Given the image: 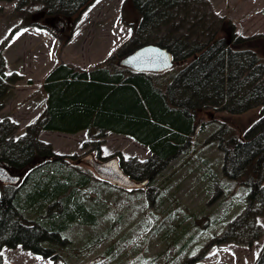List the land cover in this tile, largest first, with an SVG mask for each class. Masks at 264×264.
<instances>
[{
    "label": "trees",
    "instance_id": "trees-1",
    "mask_svg": "<svg viewBox=\"0 0 264 264\" xmlns=\"http://www.w3.org/2000/svg\"><path fill=\"white\" fill-rule=\"evenodd\" d=\"M41 1L52 25L53 17L61 15L74 23L91 0ZM131 2L140 19L123 54H111L89 69L57 62L42 84L45 107L22 137L11 136L13 120L0 118V164L24 172L18 185L0 182V264L3 245H21L55 259L57 246L68 241L69 227L97 221V211L80 191L93 173L64 168L65 156L37 138L40 129L128 134L147 145L151 155L137 166L121 159V166L152 183L170 159L189 147L202 125L200 112L210 108L241 113L260 106V116L242 137L221 123L209 139L222 151L223 174L248 189L244 212L228 222L217 241L251 244L262 234L255 216L264 213V33L237 34L229 19L212 11L209 0ZM149 42L171 53L170 67L134 70L119 62L120 55ZM5 43L0 42V104L20 78L5 70ZM253 264H264V245Z\"/></svg>",
    "mask_w": 264,
    "mask_h": 264
},
{
    "label": "rangeland",
    "instance_id": "rangeland-1",
    "mask_svg": "<svg viewBox=\"0 0 264 264\" xmlns=\"http://www.w3.org/2000/svg\"><path fill=\"white\" fill-rule=\"evenodd\" d=\"M209 2L217 16L231 21L237 34L264 33V0ZM43 5L41 0H0L5 70L20 75L0 104V118L16 123L13 138L22 137L45 107L42 81L56 62L89 69L111 54H123L140 19L131 0H93L74 23L61 15L54 16L51 25ZM259 116L260 106L241 113L201 111L202 125L196 127L189 147L170 159L152 183L132 188L99 178L87 155L96 160L117 156L137 166L151 155L147 145L109 130L100 134L96 129L74 133L40 129L37 138L65 156L64 168L93 173L80 191L82 200L97 211V221L69 227L68 241L57 246L55 259L21 245H3L4 264H253L264 245V213L255 216L263 232L251 244L217 241L228 222L244 212L248 189L223 174L222 151L209 135L227 123L242 137ZM8 169L19 175L12 184H20L24 172Z\"/></svg>",
    "mask_w": 264,
    "mask_h": 264
},
{
    "label": "water",
    "instance_id": "water-1",
    "mask_svg": "<svg viewBox=\"0 0 264 264\" xmlns=\"http://www.w3.org/2000/svg\"><path fill=\"white\" fill-rule=\"evenodd\" d=\"M119 62L134 70L158 71L170 67L173 63L171 53L156 43H145L133 51L121 56ZM87 160L97 176L118 187L132 188L146 183V179L138 180L128 174L121 166L117 156H109L96 160L92 155H87ZM19 175L12 174L10 170L0 164V180L4 183L18 181Z\"/></svg>",
    "mask_w": 264,
    "mask_h": 264
},
{
    "label": "crops",
    "instance_id": "crops-1",
    "mask_svg": "<svg viewBox=\"0 0 264 264\" xmlns=\"http://www.w3.org/2000/svg\"><path fill=\"white\" fill-rule=\"evenodd\" d=\"M91 1H93V0H91ZM91 1L86 5V7L82 10V12H84V11L87 9V7L91 4ZM40 7H42V6H40ZM82 12H81V13H82ZM81 17H82V15L79 17V20H78V21H80ZM34 25H35V24H34ZM34 25H31V26H34ZM37 26L44 27V26L41 25V24H40V25L38 24ZM58 62H59V61H58ZM64 62L71 63V64H73V65L75 66V64H74L73 62H70V61H64ZM56 63H57V62H56ZM56 63H55V64H56ZM55 64H54V65H55ZM76 65H77V64H76ZM77 66H78V65H77ZM78 67L83 68V67H81V66H78ZM84 69H88V68H85V67H84ZM46 74H47V73H46ZM46 74H45V75H46ZM45 75H44V76H45ZM43 81H44V79H43ZM43 81H42V84H43ZM42 90H43V87H42ZM43 91H44V90H43ZM41 100H42V101H41L42 104H46V93H45V91L43 92V95H42ZM111 132H113V131H111ZM120 134H123V133H120ZM124 135H125V134H124ZM126 135H127V136H130V135H128V134H126ZM130 137H132V136H130ZM132 138H133V137H132ZM133 139H134V138H133ZM136 141H137V140H136Z\"/></svg>",
    "mask_w": 264,
    "mask_h": 264
},
{
    "label": "snow or ice",
    "instance_id": "snow-or-ice-1",
    "mask_svg": "<svg viewBox=\"0 0 264 264\" xmlns=\"http://www.w3.org/2000/svg\"><path fill=\"white\" fill-rule=\"evenodd\" d=\"M97 2H98V0H97Z\"/></svg>",
    "mask_w": 264,
    "mask_h": 264
}]
</instances>
